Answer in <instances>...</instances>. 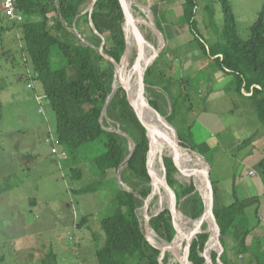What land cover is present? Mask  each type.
Wrapping results in <instances>:
<instances>
[{
    "label": "trees",
    "instance_id": "1",
    "mask_svg": "<svg viewBox=\"0 0 264 264\" xmlns=\"http://www.w3.org/2000/svg\"><path fill=\"white\" fill-rule=\"evenodd\" d=\"M88 1L92 0H17V9L23 15V19L13 21L22 30L25 50L32 62L35 79H38L41 91L46 94V100L56 113L58 143L64 148L74 165L71 168L72 178H82L81 162L84 161L92 167L95 178L75 192L88 194L108 187L116 192L113 198L116 204L114 212L101 221L104 241L96 251L98 263L168 264L170 253L166 251L161 259L163 251L146 238L138 208L151 195L153 187L155 188L154 196L158 194L162 204L165 201L163 191H166L170 198L171 195L160 182L152 186L148 169V153L151 146L148 128L138 116L122 85L109 101L106 114L115 121V124L119 123L121 129L135 141V150L124 167V172H128V176L124 174L122 177V180L134 186L131 191L126 190L118 183L116 177L113 178V183L108 177L109 171L118 170L130 154L126 137L118 131L106 129L105 121L101 120L107 99L113 91L116 72L114 61L122 60L127 47L124 9L120 0H97L91 18L99 34H94L93 44H84L75 39V35L66 28L64 22L72 26L75 17L83 11ZM185 1L186 22L196 38L199 36L195 19L198 1ZM219 2L225 15L223 38L220 36L214 46L208 45L204 40L202 44L199 40L198 47L205 57L212 59L215 70L234 76L238 94L251 101V106L264 126V10L262 9L252 25L250 38L244 40L238 34L229 0H219ZM126 5L130 9L129 2L126 1ZM214 10V7L206 6L209 16H214ZM54 11L55 16H51L50 14ZM85 14L89 16L90 12L87 11ZM152 25L154 30L157 29L153 19ZM104 40V52L114 60L107 58L97 49ZM141 46L142 66L148 58L155 60L157 53L162 49L161 42L159 47L149 41ZM56 53L62 54L57 65L54 60ZM127 61L128 56L121 65L125 70L126 78H128ZM159 65L160 59L154 62L145 73L147 90L151 91L149 99L151 105L166 116L174 126L180 145L191 148L204 157L207 153L211 154L215 148L209 147L206 143L196 142L192 130L193 124L186 126V124L180 125L179 121L177 123L181 113L179 112L180 99L184 95L188 101L189 94L185 92L186 85L184 86L183 80L166 77L164 71L158 70ZM143 114L147 117L146 112ZM153 121L155 122L154 116ZM161 130L173 142L170 130L163 126ZM254 138L255 136H251L244 142L253 141ZM153 148L152 170L156 169L160 177H163L161 157L171 156L164 157V162L168 182L177 195L178 208L194 220L201 218L205 212V202L194 183V170L185 158L165 153L157 143H154ZM205 158L211 164L208 157ZM158 163L161 164V168L157 167ZM259 168L264 176V157L259 163ZM179 171L193 173L190 176L191 180L181 183L175 177V173ZM212 183L215 198L214 214L218 228L213 226L209 232H199L193 238L189 259L193 264H206L205 254H208L212 260L210 264H236L230 257L229 251L230 249L241 253L250 251L246 240L252 230L246 209L260 200L258 196L248 199L236 198L234 202L225 204L220 200L218 186L213 179ZM149 206L150 203L148 208ZM177 220L181 228L184 223L181 213H178ZM87 221L88 216H84L79 224ZM150 224L160 238L168 242L174 240L177 229L168 207L153 216ZM206 227L204 225V229ZM228 235H232L235 242L233 248H229ZM217 237L223 245L221 254L219 245L216 243ZM152 241L158 243L153 239ZM262 255L259 259H262ZM53 256L52 251L42 264H56L57 259ZM2 260L0 256V261Z\"/></svg>",
    "mask_w": 264,
    "mask_h": 264
},
{
    "label": "rangeland",
    "instance_id": "2",
    "mask_svg": "<svg viewBox=\"0 0 264 264\" xmlns=\"http://www.w3.org/2000/svg\"><path fill=\"white\" fill-rule=\"evenodd\" d=\"M196 1L198 11L195 19L199 38H195L194 32L186 22L185 0H133V15L137 19L135 25L140 32H144L147 41L157 47L161 42L163 49L156 59V61L160 59L158 70L164 71L166 77L183 80L184 86L187 84L189 87L188 101L184 95L181 97L182 104L180 99L181 113L177 123L179 121L180 125H184L190 121L195 122L199 109L215 110L220 113V118L227 124L228 129L216 136L221 141L220 147L211 154H206L212 164L211 174L224 187L229 188L236 182L237 192L243 197H249L255 187L252 184L253 176L249 173L250 166L243 154V151H246L245 146L239 150L234 146V142L238 139L244 140L254 131L263 137L264 126L252 108L251 101L243 100L238 94L234 76L215 70L212 59L205 57L198 47L200 41L203 44L204 40L208 45L214 46L220 36L223 38L225 15L222 5L219 0ZM91 2L86 3L83 12L88 11ZM229 2L239 36L244 40L249 39L251 27L264 7V0ZM206 6L214 7L213 17L207 13ZM89 12L92 13L93 9ZM55 14L56 12H52L50 15ZM142 19L148 21L153 19L156 26L158 24L163 30L166 38ZM13 20L0 2V256L3 259L0 264H42L52 251L53 257L57 259L56 264H99L96 251L104 241L101 221L114 212L116 204L113 198L116 192L109 187L88 194L75 192L95 178L92 167L84 161L81 162L82 178H72L71 168L74 165L68 156L62 155L64 148L58 143L56 113L48 100L44 99L42 105L37 101L36 96L43 95L41 84L35 79L32 62L25 50L22 30ZM64 24L80 43L93 44L94 34H99L92 27L90 15H82L75 25L70 26L66 21ZM126 29L128 31L127 27ZM103 42L105 40L97 49L100 53L106 54ZM141 51L142 46L140 50L135 46L132 48L129 62L127 61L129 69L134 65L138 54L142 55ZM196 55L199 57L194 58ZM61 58V53L54 55L56 65ZM115 75L117 81L119 74L115 72ZM30 81H34L35 89L29 88ZM209 86L212 87V91L219 89L223 94L207 102L206 97L199 96V91L205 90L208 96ZM147 87L148 85L145 94L150 99L151 91H148ZM228 108L232 109V115L230 113L227 115ZM240 108L245 113L249 108L252 112L250 118L242 119L244 113L236 118ZM170 110L169 106V112ZM102 121H105L106 129L118 131L126 137L129 149L134 145L120 124H115L106 113ZM205 125L196 123V142L216 135L214 133L209 135V129ZM240 129L246 131L241 132ZM54 145L59 148V153L52 152ZM185 148L190 150L188 147ZM255 157L256 155L251 156L252 159ZM248 161L251 162L250 159ZM255 166L258 167L259 163ZM124 167L121 172L119 169L109 171L110 182L113 183L115 177L118 180V176H121L122 180L124 174L128 176V172H124ZM157 167L161 168V164L158 163ZM164 172L162 169L161 173ZM259 175L264 179L261 172ZM190 176L191 173L181 171L175 173V177L181 183L190 181ZM122 181L128 190L134 186ZM247 188L253 191L249 192ZM261 188L264 191V185ZM219 196L221 202L225 204L232 201V195L230 196L227 191H222ZM263 201L264 196L261 200V208L264 209ZM167 206L168 200L162 204L161 197L156 194L150 202L149 213L160 212ZM140 207L138 213L145 228L144 204ZM84 216H88V221L80 225ZM186 218L189 219L188 216ZM206 220L207 222H204ZM202 221L209 227L207 218ZM189 224L192 225L191 222ZM156 240L158 245L167 244V240L158 236ZM185 249L186 241L183 242L180 254L183 255ZM166 251L170 253L168 264H178L174 253ZM230 255L236 264H244L245 261L252 259L249 253L243 259L238 257L239 255L235 256L233 251ZM257 258H261V253L257 254Z\"/></svg>",
    "mask_w": 264,
    "mask_h": 264
},
{
    "label": "water",
    "instance_id": "3",
    "mask_svg": "<svg viewBox=\"0 0 264 264\" xmlns=\"http://www.w3.org/2000/svg\"><path fill=\"white\" fill-rule=\"evenodd\" d=\"M97 0H93L92 1V4H91V9H94V5L96 3ZM121 1V4H122V7L124 9V13H125V22H124V31H125V34H126V40H127V47H126V51L122 57V60L120 62H117V61H114L115 62V65H116V71L117 69L124 63V61L126 60L127 56H128V51H129V40H128V31L126 29L127 26H132L134 31L136 32V34L138 35V38L141 39V42H144L145 44V40L140 37V31L138 32L137 31V27L134 23V19H133V16H132V13L130 12V9L128 8V6L126 5V1L125 0H120ZM93 27L94 29L97 31L96 27L94 26L93 24ZM137 28V29H136ZM132 29V30H133ZM139 30V29H138ZM157 32L159 33H162L158 27H157ZM163 35V34H162ZM105 43V42H103ZM162 49L159 50V52L157 53V56L159 55V53L161 52ZM107 58H110L111 60H114L112 57H109V55L107 54H104ZM141 56H143V53L141 55V53L138 54V57L134 63V65L132 66V73L135 71V70H139L138 73H136V76H135V83L136 84H139L140 85V95H134L133 91H132V86L131 85H128V84H123L122 87L125 88V90L127 91V94H128V97H129V100L132 104V106L135 108L138 116L141 118V120L145 123L146 127L148 128V134L150 136V143H151V146H150V150H149V153H148V169H149V172H150V175H151V178H152V185L154 186V184H156V182H160L161 185L165 188V190H167L168 192H170V195H171V198L170 200L168 201V208L171 210L172 212V215H173V219H174V223H175V226H176V229H177V234L174 238V240L176 239V237L180 234L181 230H180V227L178 226V220H177V215L178 213H181L183 216L187 217L183 212L182 210H180L178 208V205H177V195H176V192L175 190L172 188V186L169 184L168 182V178H167V171H166V166H165V162H164V157L162 158L161 157V164L163 166V169L165 170V172L163 173V177L161 176H158L157 172H156V169L155 170H152V165H151V155L152 153L154 152V143L156 144L157 142V138H159L162 134L161 132V129H159V127L163 126L164 128L170 130L169 133L172 135V138H173V142L175 143V145L179 146V147H182V145H180L179 143V139H178V134L176 132V129L174 128V126L167 120L166 116L162 115L158 110H156L150 103L149 99L146 97V92H145V89H146V83H145V73H146V70L154 63V61L156 60H152L151 58H148L147 62L142 66L139 64V61H140V58ZM140 65V66H139ZM115 82H116V75H115V81H114V84H113V91L112 93L110 94V96L108 97L107 99V102L105 104V107H104V111H103V115L106 113L107 111V108H108V104H109V101L111 100V98L113 97V95L115 94L117 88L115 87ZM152 112L154 118H155V125H154V122L150 120L149 117H146L144 116L143 112ZM160 125V126H159ZM155 129H157V131H155ZM132 142L134 143V145L130 148V154L129 156L124 160V162L121 164V166L119 167V172H121L122 168L127 164L128 160L130 159V157L132 156L134 150H135V141L133 139H131ZM190 150L203 157L204 158V166L198 170V172H202L203 176H204V182H205V188L206 190L204 191L196 182L195 178L193 179L194 180V183L196 185V188L197 190L200 192L201 196L203 197L204 199V202H205V212L204 214L201 216V218L199 219H192L189 217L190 220H193V221H202L203 219L205 218H209L208 219V223H212L214 226H217L216 225V218H215V214H214V206H213V201H214V188H213V183H212V179H211V166L209 164V162L206 160V158L204 157V155H202L201 153H198L197 151L195 150H192L190 148ZM176 165L178 166V164L176 163ZM193 174V173H191ZM118 183L123 187L125 188L126 190H128L125 185L123 184V181L121 180V176H118ZM129 191H131L129 189ZM155 188L153 187V190H152V193L151 195L145 199V204H146V221H145V235H146V238L156 247L160 248L163 253L161 255V259L163 258L164 256V253L166 252V250H170L171 252H173L171 250V248H169V246H162V245H158V243H155L154 241H152L151 237H150V234H149V231L150 229H153V227L151 226L150 224V220L153 216L159 214L162 210H164L165 208H163L162 210H160V212H157V213H154V214H150L149 213V208H148V203L151 202L152 200V197L153 195L155 194ZM218 228V226H217ZM154 230V229H153ZM204 231H208L209 232V227H206L205 229L202 228V231L201 232H204ZM200 232V231H199ZM198 233V232H197ZM157 234V233H156ZM158 235V234H157ZM159 237V235H158ZM174 240L172 242H168L167 243L169 245H171ZM192 240L193 239H190V240H187L186 241V249H185V252L184 254H177L175 255L177 260L179 261L180 264H193L192 261H190L189 259V253H190V247L192 245ZM218 245H219V250H220V254L222 253L223 251V245L222 243L219 241V238L217 237V242ZM206 256V264H210L211 263V258L210 256H208V254H205Z\"/></svg>",
    "mask_w": 264,
    "mask_h": 264
},
{
    "label": "crops",
    "instance_id": "4",
    "mask_svg": "<svg viewBox=\"0 0 264 264\" xmlns=\"http://www.w3.org/2000/svg\"><path fill=\"white\" fill-rule=\"evenodd\" d=\"M91 4H92V2H91ZM89 10H91V7L88 9V11ZM83 11L81 13L85 14V12H83ZM80 14L77 17H75L73 25H75V23L78 20V18L80 19L81 16L83 15L82 14L80 16ZM91 14L92 13H90V17H92ZM91 20H92V18H91ZM93 24H94V22L92 20V27H93ZM94 26H95V24H94ZM157 27L162 32L163 38H166L165 35H164L163 30L160 29L158 25H157ZM97 33H99V32H97ZM171 34H173V33H171ZM162 49H163V47H162ZM195 57H199V56L196 55V56H194V58ZM223 73H225V72H223ZM186 86H187V84H186ZM188 88H189L188 86L185 87V92L186 93H188ZM208 89H209V93H210L208 96H206V91L205 90L204 91H202V90L199 91V96L200 97H204V98L206 97V101L207 102H211L215 97H220L219 94H223L222 91L219 90V89H214V91H212V87L211 86H209ZM225 89H226V87H225ZM233 89H234V87H233ZM241 98L243 100L247 99L245 97H241ZM227 110H228L227 115L229 113H230V115H232V109L228 108ZM242 113H244V116L242 117V119H243L244 117L250 118V115H251L252 112L249 110V108H247L246 113H245L244 110L242 108H240V113L238 115H236V118H238V116L240 114H242ZM197 115L198 116L195 119V122H193V121L191 122L190 121L189 123H186V126H190L191 124H193L192 130H193V134H194V137H195V133L197 131V129L195 128L196 123H199L202 126H203V123H205L206 124L205 126L209 129L208 130L209 135L211 133H214L216 135H212L210 137L206 136L207 138L205 140H203L202 142H199V143H206L209 147L215 148V151H216L220 147V142H221L218 138H216V136L220 132H223L226 129H228L227 124H225L222 121V119L220 118V113L218 111H215V110L199 109ZM240 131L244 132L246 130L245 129H240ZM248 135H244V136H248ZM251 136H255L253 141H249L250 143L249 142H247V143L244 142L245 140H248L247 138H249ZM234 146H236L239 150H241L242 147L245 146L244 149L246 151H243V154L246 156V161H247V164H249V166H250V170L254 172L253 174H251V171L249 172L250 175L253 176L252 184L255 187L254 191H253V189L249 190L247 188V191H249V192L253 191L252 195L251 196L249 195V197H243L241 194H239L237 192V188H235L236 182H233V184H232L233 186L228 188V187H224V185L221 184L219 180H215V178L213 177L212 174H211V178L212 179L214 178L213 181L218 186L219 195H220V193H222V191H227V192L230 193V196L232 195L231 196L232 197V201L230 203L234 202L236 200V198L248 199V198H253L255 196L259 197V200H260L259 202L255 203L252 206H249L246 209V215H247V218H248V220L250 222V227H251V230H252L251 233L248 235L247 240H246L247 244L250 246V251L242 252V253L237 251V252H234V255L235 256L239 255L238 257H242V259H243V258H245L244 256H246V254L249 253L251 255L252 259H249L248 261H245L244 264H260V263L264 264V258H263L264 257V253H263L264 252V209L261 208L262 207L261 200H262V197L264 196V191H262L263 189L261 187H262V185L264 183H263V178L260 177V175H259V172H261L259 166L258 167L255 166L256 163H260L261 159L264 156V136L260 137L258 135L257 131H254L251 135L246 137L244 140H241V139L236 140L234 142ZM253 155H256V157L254 159L251 158V156H253ZM249 159L251 160V162L248 161ZM256 160H257V162L255 163ZM210 166L212 167V164ZM212 173H213V168H212ZM247 187H249V186L247 185ZM165 200H166V198H165ZM263 206H264V201H263ZM227 239H228L227 241L229 243L230 248L231 247L233 248L234 245H235V242L233 241L232 235H228ZM230 240H232V245H230ZM231 252L229 251V255L231 254ZM252 252L255 253V254H252ZM258 253L263 254L262 255L263 256L262 259L257 258V254ZM253 259H255V260H253Z\"/></svg>",
    "mask_w": 264,
    "mask_h": 264
},
{
    "label": "bare ground",
    "instance_id": "5",
    "mask_svg": "<svg viewBox=\"0 0 264 264\" xmlns=\"http://www.w3.org/2000/svg\"><path fill=\"white\" fill-rule=\"evenodd\" d=\"M126 1L129 2V4H130V12L132 13L134 23H136L137 19L133 15V7H132L133 0H126ZM142 20H143V22L145 21L147 23V25H149L150 27L153 28L152 19L149 21L146 19H142ZM127 28H128V32H129V34H128V40H129L128 62H129L130 51L132 50V48L135 46V47H137V50H140L141 45H143L144 42H141V39L138 38V35L136 34V32L134 31L132 26H127ZM137 31L139 32L138 29H137ZM139 34H140V37L142 38V40L143 39L145 40V43L148 42L145 39L146 36H145L144 32L141 31ZM142 60H143V56H141V58H140V61H139L140 65H142ZM131 69L128 68V63H127L126 71L128 73V78H126L125 70L122 68V66H120L117 69L116 72H117V75L118 74L119 75H118L117 81L115 82V87L116 88L118 86L120 87V84L122 85V83H125V84L132 86V91H133L135 96L140 95V90H141L140 88L141 87L139 84H136L134 81V77L136 76V73L139 72V70H135L132 73ZM120 74H121V79H120ZM146 114H147V117H149L150 120L153 121L152 112L148 111ZM155 123H156V121L154 122V125H155ZM159 129H161V126L159 127ZM155 131H157V129H155ZM161 132H162V130H161ZM156 139H157L156 143H157L158 147L161 148L165 153L170 154V155H179V156L186 159L189 166L194 170L195 180H196L197 184L205 191L206 188H205V184H204L205 183L204 182V176H203L202 172H200V171L198 172V170L204 166V158L193 153L191 150H189L183 146L179 147V146L175 145V143L170 141L164 135L163 132H162L161 136L159 138L156 137ZM163 192H164L165 198L169 201L170 200L169 194L166 191H163ZM144 208H145V216H146V204L145 203H144ZM181 217L183 218L184 223H183V226L180 228V230H181L180 234L176 237V239L174 240V242L171 245H169L168 243L165 245V246H167V247L169 246V248H171L174 255L180 254L181 250H182L183 242L190 240V239H193L199 233V231L200 232L202 231V228L204 229V224H205V223H203V221H200V220H198V221L190 220V219L186 218L185 216H183L182 214H181ZM207 219H209V218H207ZM189 222H191L192 225H190ZM204 222H207V220ZM213 226L214 225L212 223H210L209 224V230H211L213 228ZM150 230L151 231H149V234H151L150 235L151 239L157 241L156 236H158V235L156 234V231L153 229H150Z\"/></svg>",
    "mask_w": 264,
    "mask_h": 264
},
{
    "label": "built area",
    "instance_id": "6",
    "mask_svg": "<svg viewBox=\"0 0 264 264\" xmlns=\"http://www.w3.org/2000/svg\"><path fill=\"white\" fill-rule=\"evenodd\" d=\"M0 2H1L2 7L8 12L10 18H12L14 20H19V21L23 19V15L17 9V0H0ZM263 10H264V7H263ZM28 86H29V88H34V81H30L28 83ZM36 98H37V101L39 102V104L42 105L44 99H47V96H46V94L43 93V95H37ZM40 110L43 111V108H41ZM102 118H101V120H102ZM52 152L53 153H59L60 151H59V148L56 145H54L52 148ZM62 155L67 156V153L65 150L62 151ZM253 173L254 172L252 171L251 174H253Z\"/></svg>",
    "mask_w": 264,
    "mask_h": 264
}]
</instances>
